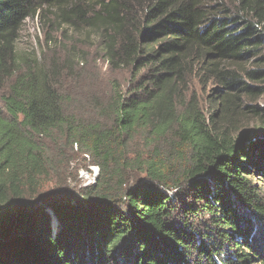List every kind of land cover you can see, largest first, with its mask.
<instances>
[{
  "label": "trees",
  "instance_id": "16d2710c",
  "mask_svg": "<svg viewBox=\"0 0 264 264\" xmlns=\"http://www.w3.org/2000/svg\"><path fill=\"white\" fill-rule=\"evenodd\" d=\"M49 14L131 73L90 118L16 55L25 22ZM263 51L264 0H0V264H264V134L220 124L262 94ZM198 69L222 87L217 114L191 94ZM76 154L96 183L47 194Z\"/></svg>",
  "mask_w": 264,
  "mask_h": 264
},
{
  "label": "rangeland",
  "instance_id": "374dc122",
  "mask_svg": "<svg viewBox=\"0 0 264 264\" xmlns=\"http://www.w3.org/2000/svg\"><path fill=\"white\" fill-rule=\"evenodd\" d=\"M54 20V15L43 19L38 15L28 19L16 43V55L21 62L27 64L36 62L49 72L63 95L70 100L79 101L83 107L81 111L84 117L90 118L96 111L91 100L98 104L105 103L115 83L126 89L131 83V73L124 67L113 69L109 50L98 33L89 29L76 31L60 20L51 23ZM244 65L250 70L256 68L253 61ZM199 71L200 69L190 78L191 94L195 93L198 96L207 116L217 114L219 106L216 98L222 87L214 79H209L208 74ZM251 85L263 89L262 94L251 102L244 101L241 110L238 109L235 114L229 116V120L220 119V124L229 128L234 139L242 136L253 139L264 134V119L261 118L264 115V83ZM2 90L0 87V95ZM250 107L257 108L258 112H251L253 110L249 109ZM176 146L177 144H173L174 156L177 155L174 153ZM74 149L75 151L78 149L77 145ZM131 152L148 154L140 137L132 142ZM66 159L62 170V173L66 170L63 176L65 181L58 186L49 185L45 192L49 194L55 191L59 192L60 196L79 198L81 189L89 186L87 178L91 169L99 167L93 164L90 154H76ZM99 174L100 169L96 181ZM137 175L130 172L131 179Z\"/></svg>",
  "mask_w": 264,
  "mask_h": 264
},
{
  "label": "built area",
  "instance_id": "2783aa9c",
  "mask_svg": "<svg viewBox=\"0 0 264 264\" xmlns=\"http://www.w3.org/2000/svg\"><path fill=\"white\" fill-rule=\"evenodd\" d=\"M99 172V168H92L91 173L88 174L87 182L90 185H94L96 183L97 175Z\"/></svg>",
  "mask_w": 264,
  "mask_h": 264
}]
</instances>
